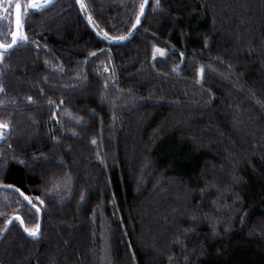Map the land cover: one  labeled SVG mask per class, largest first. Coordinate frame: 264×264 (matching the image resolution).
I'll use <instances>...</instances> for the list:
<instances>
[{"label":"trees","instance_id":"trees-1","mask_svg":"<svg viewBox=\"0 0 264 264\" xmlns=\"http://www.w3.org/2000/svg\"><path fill=\"white\" fill-rule=\"evenodd\" d=\"M82 1L0 60V264H264V0Z\"/></svg>","mask_w":264,"mask_h":264},{"label":"snow or ice","instance_id":"snow-or-ice-1","mask_svg":"<svg viewBox=\"0 0 264 264\" xmlns=\"http://www.w3.org/2000/svg\"><path fill=\"white\" fill-rule=\"evenodd\" d=\"M76 2L78 4H81V7L83 8L84 5L82 3V0H76ZM147 2V0H141V3L139 5V13L136 15L135 18V23L132 24V29H135L137 24L140 23V19H141V15L144 12L145 9V3ZM50 3V0H27L26 4L23 6V12L24 13H28L29 10H37V9H41L44 6L48 5ZM156 5L159 6V0H156ZM15 11L13 13L14 15V30L11 32V43H4V42H0V60L4 59V51L8 50L10 48L13 47V45H16L19 40L24 39L27 40V34L23 33L22 34V29H23V25H22V20H21V11H22V5L20 0H16L15 3ZM5 11V9L3 8L2 5H0V12ZM91 18L89 17V20ZM131 31V30H130ZM105 37L108 36L107 33H104ZM110 39L113 40H123L125 39L124 36H119V37H110ZM155 52H159V54L161 56L165 55V49L163 48H155L154 49V54ZM90 55H92L90 53ZM200 73L203 72V67H201L198 70ZM28 100H32V97H28ZM9 129H10V124L8 121H4V120H0V139L5 138L8 134H9ZM93 143H95V140L92 141ZM20 163H24L23 160L20 161ZM9 187L15 188L14 185H10ZM55 187V185H54ZM16 191H20L19 189H16ZM20 195H24L22 192L20 193ZM83 198V196H82ZM24 199L27 201V203L31 206V208L35 209V212L37 214L40 213L41 209L40 207L37 206L36 203H33V199L35 201H37L39 203V205H43L44 201L41 200L40 196H35L34 198L28 197V196H24ZM16 219L20 221L21 225L24 226V221L22 218H20L18 215L16 216ZM23 230L29 235V236H37L39 235L40 232V223L37 222L33 227L29 228L27 226H24Z\"/></svg>","mask_w":264,"mask_h":264},{"label":"rangeland","instance_id":"rangeland-1","mask_svg":"<svg viewBox=\"0 0 264 264\" xmlns=\"http://www.w3.org/2000/svg\"><path fill=\"white\" fill-rule=\"evenodd\" d=\"M54 1V0H50V3ZM21 5H22V12H23V6L26 4L27 0H20ZM16 0H0V5L3 6V8L5 9V11L0 12V19H4V18H8L9 20H11L10 22L13 24V9L15 6ZM49 3V4H50ZM83 3V1H82ZM81 6V4H79ZM84 5V4H83ZM47 6V5H46ZM82 8V7H81ZM83 12L88 15L86 13L85 7L82 8ZM24 13V12H23ZM89 17V16H88ZM100 34V33H99ZM166 53V52H165ZM155 55L161 56L159 54V52H155ZM38 236V235H37ZM33 237V236H32ZM36 237V236H35Z\"/></svg>","mask_w":264,"mask_h":264},{"label":"water","instance_id":"water-1","mask_svg":"<svg viewBox=\"0 0 264 264\" xmlns=\"http://www.w3.org/2000/svg\"><path fill=\"white\" fill-rule=\"evenodd\" d=\"M14 11H15V8H14ZM14 13V12H13ZM22 18H23V14H22V11H21V20H22ZM14 27H15V25H14V15H13V30H14ZM12 30V31H13ZM1 42V41H0ZM10 43H11V41H10ZM18 44V43H17ZM17 44L16 45H13V47L12 48H10V49H8V50H5L4 51V53H7V52H10L11 50H13L16 46H17Z\"/></svg>","mask_w":264,"mask_h":264}]
</instances>
